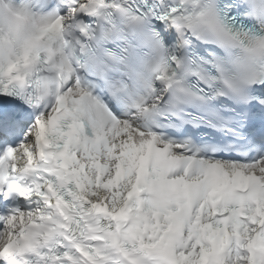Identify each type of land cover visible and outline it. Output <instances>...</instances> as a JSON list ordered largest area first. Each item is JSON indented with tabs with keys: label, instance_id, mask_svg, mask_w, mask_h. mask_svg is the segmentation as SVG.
Here are the masks:
<instances>
[{
	"label": "snow or ice",
	"instance_id": "obj_1",
	"mask_svg": "<svg viewBox=\"0 0 264 264\" xmlns=\"http://www.w3.org/2000/svg\"><path fill=\"white\" fill-rule=\"evenodd\" d=\"M0 264H264V0H0Z\"/></svg>",
	"mask_w": 264,
	"mask_h": 264
}]
</instances>
